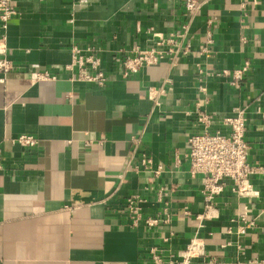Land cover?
Returning a JSON list of instances; mask_svg holds the SVG:
<instances>
[{
  "label": "crops",
  "instance_id": "crops-1",
  "mask_svg": "<svg viewBox=\"0 0 264 264\" xmlns=\"http://www.w3.org/2000/svg\"><path fill=\"white\" fill-rule=\"evenodd\" d=\"M202 2L192 14L184 0H11L17 14L0 28L14 64L0 83V264H144L149 248L167 256L194 236L213 264L264 262V0ZM172 34L186 54L121 76L119 56ZM74 45L99 51L104 85L70 80ZM244 63L236 88L217 75ZM43 71L54 80L31 81ZM149 87L164 89L157 107ZM247 105L259 196L226 189L205 216L186 158L188 137L203 131L197 112L218 118ZM19 135L38 144L12 143ZM144 155L163 167L158 178ZM158 185L174 187L162 202ZM129 196L150 218L165 220L166 203L169 221L132 228ZM242 215L254 225L239 235Z\"/></svg>",
  "mask_w": 264,
  "mask_h": 264
},
{
  "label": "built area",
  "instance_id": "built-area-1",
  "mask_svg": "<svg viewBox=\"0 0 264 264\" xmlns=\"http://www.w3.org/2000/svg\"><path fill=\"white\" fill-rule=\"evenodd\" d=\"M202 3V0H184V8L186 12L193 14L201 8ZM16 14L17 11L11 6V0H0V28L2 31L7 29L9 20ZM179 51L182 54L187 53V49H181L172 34L162 38L153 48L140 49L134 47L129 53L119 56L115 64L121 76L126 78L138 73L143 68L158 64L166 57L176 55ZM98 52L92 46L80 47L74 45L71 47V59L69 64L66 65V70L71 74V81L95 83L97 85H104L107 82L108 78L102 69ZM13 69L14 64L7 58L3 34L0 37V83H4L6 75ZM248 70V64L244 63L236 70H222L217 75L228 77L230 80L229 85L236 88L239 86V82L244 79ZM42 80H54V77L48 71H43L34 74L31 81ZM199 91L203 92L205 88L200 86ZM162 95H164L163 87L148 88L147 96L154 106H159ZM248 109L249 105L235 107L232 110V115L218 118L203 111L197 112L196 122L203 126V131L188 137L189 151L186 158L190 177H201L202 179L205 216H208V211L213 206L214 200L220 197L226 189L240 199L250 200L259 196L258 190L251 183V177L257 173L259 167L247 162L250 150L246 138ZM216 122L220 123L222 129L211 131L210 127ZM12 143L25 148H33L38 144V141L30 135H19L12 140ZM141 166L143 170L153 173L155 178H158L163 172L161 165L153 169L151 158L145 155L141 159ZM157 188V196L160 202L165 200L168 192L174 189L173 186L165 187L161 185H158ZM143 201L139 196H129L125 200V208L132 228H137L141 224L152 227L163 220L143 216L141 207ZM167 210L165 203L163 213L166 218L163 222L169 221ZM245 216L242 215L240 218L242 226L237 230L239 235L246 234L247 230L254 225V222L248 221ZM147 252L148 258L144 264H193L196 259H202L208 264H213L207 257L204 241L197 236L191 238L184 248L178 249L167 256L163 254L162 249L157 247H151ZM249 264H264V262L251 261Z\"/></svg>",
  "mask_w": 264,
  "mask_h": 264
}]
</instances>
